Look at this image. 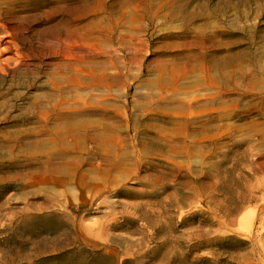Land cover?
Instances as JSON below:
<instances>
[{
	"label": "rangeland",
	"instance_id": "1",
	"mask_svg": "<svg viewBox=\"0 0 264 264\" xmlns=\"http://www.w3.org/2000/svg\"><path fill=\"white\" fill-rule=\"evenodd\" d=\"M78 109L4 161L0 264H264V0H0V132Z\"/></svg>",
	"mask_w": 264,
	"mask_h": 264
},
{
	"label": "bare ground",
	"instance_id": "2",
	"mask_svg": "<svg viewBox=\"0 0 264 264\" xmlns=\"http://www.w3.org/2000/svg\"><path fill=\"white\" fill-rule=\"evenodd\" d=\"M74 81L75 79H73V81L71 82H74ZM185 105L186 104L183 102L181 106L185 107ZM9 108H10V105H9ZM6 110H8V108ZM93 113H95V111H90V110L88 111L87 109L84 111H81L80 109H78L74 113L68 110L67 111H55L54 116H53V124H54L52 128L53 131H51L49 128H44V127L40 128L37 131H34L32 129L19 130V131L4 129V131L0 132V172L3 173L5 177H9L7 174L9 173V170L11 169L10 167L15 166V164L7 163L8 165H6L4 164L5 163L4 161L8 158L13 159V157H10L12 155H14V157L19 156L17 152L24 154V152L28 150L29 145H32L33 143L38 144L40 149L41 147L42 148L46 147V149L49 152H53L57 146L59 147V152H61V149H60V144H61V147H62L61 155L65 157L67 153L72 152V150L74 149V145L72 143L73 139L70 138V135L76 133V131H78L79 133V128L78 126L76 128V125L78 123L81 124L80 121L85 124V122L87 121L86 119L87 117H85V115H91ZM26 115L27 116L23 117L24 119L33 118L34 120H36L37 123L40 122V119L37 117L38 115L37 114L34 115V111L32 114H29V115L26 114ZM0 118H2V116ZM102 122L103 121H100V120L95 121V123L92 126L91 131L88 133L89 135H91V137L95 141L99 143L103 140V137H105L104 136L105 131H110V132L113 131L111 124H108L106 122L104 124ZM40 125L41 127L46 126L45 124H40ZM187 128H188L187 124L186 125L182 124L180 127V130H177V131L179 132L184 131V133L186 134V132H188ZM83 129L86 134L89 128L87 127V125H85V128ZM31 134H33V136L34 135L37 136V138L30 142L28 138L31 136ZM42 134H47V135L53 134V136L56 137V139L53 141V147H49L48 145L45 144V139L38 137ZM155 146L156 147H154L153 144H144L142 148L144 149V151H147V150L157 151L159 148L162 147V144L155 143ZM14 150L17 151L16 154L14 153ZM45 158L46 159L38 160V158L36 159V158L28 157L25 155V157L22 158L23 164L21 166L26 167V165L34 163V164H37L38 171H42L44 173L53 172L56 177L62 174L63 171L64 172L68 171L67 174L71 175V181L75 182V176L77 175L76 174L77 165L75 163L73 164V162L70 160H63L62 162H60V164L54 167L55 165L52 162H48L47 157ZM7 166H8V169L4 171L3 168ZM71 167L73 168L72 171H71ZM79 175H81L84 181L85 179L87 180L88 178L85 174L81 173ZM89 180L91 181V179ZM2 209H3V206L0 204V211ZM24 219H26V216H24Z\"/></svg>",
	"mask_w": 264,
	"mask_h": 264
}]
</instances>
